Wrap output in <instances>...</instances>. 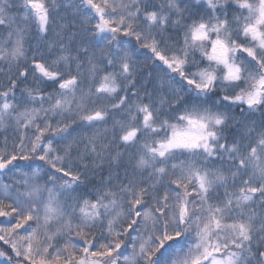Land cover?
Masks as SVG:
<instances>
[{
	"label": "snow or ice",
	"instance_id": "obj_1",
	"mask_svg": "<svg viewBox=\"0 0 264 264\" xmlns=\"http://www.w3.org/2000/svg\"><path fill=\"white\" fill-rule=\"evenodd\" d=\"M5 67L0 264H264V0H0Z\"/></svg>",
	"mask_w": 264,
	"mask_h": 264
},
{
	"label": "trees",
	"instance_id": "obj_2",
	"mask_svg": "<svg viewBox=\"0 0 264 264\" xmlns=\"http://www.w3.org/2000/svg\"><path fill=\"white\" fill-rule=\"evenodd\" d=\"M56 20L58 24L61 25H65L66 27L64 28V32H65V36L64 39L65 41L68 40V34L71 33H76L77 35V39H81L83 38L86 33L83 31V29L85 27H87V25L82 24V18L79 17L78 15H74L73 13V9L71 6L68 7H64L61 6V8L58 10V13L56 14ZM59 30V29H57ZM57 36L55 35V33H52L49 35V40H56ZM120 39H124V37H120ZM133 42L134 39H133ZM37 45H39V47L43 50L47 48V43L46 42H41L40 40H37L34 44H33V48H35ZM141 52H144L146 50L141 49ZM150 54V53H149ZM198 55V53H197ZM136 64H137V78L141 79V83H144L147 79L154 77L156 75L154 68H153V62L152 61H145L144 57L141 55L139 56L138 59H136ZM12 74H15V69L13 68V72ZM8 79H9V75L7 73V68L5 67L4 72L0 73V87H6L7 83H8ZM31 83V81L29 82ZM23 87V86H22ZM151 88V85H149V89ZM48 91H51V89H48ZM22 95V91L21 89H18L16 92V96L17 99H19ZM141 96H143V93H141ZM254 116V120L252 118H248L245 117V120L248 124H253L259 123L260 120V113H255L253 114ZM235 119L236 120H241V116L240 113L237 112L235 114ZM34 131V129H20L19 131H17L16 127L14 124L9 125L7 128L5 129H0V145H3L4 142V138L5 136L8 137V148L9 150H11L13 143L17 142L20 138V135L27 132L28 135L31 134V132ZM236 126L232 125L230 126L226 131H225V136L228 139H231L233 134L236 133ZM238 138V135H237ZM23 163V162H22ZM36 163H41L39 161H37ZM125 163H128V159L127 156L125 157ZM113 167L115 168L116 166L113 165ZM105 168H107V164H105ZM120 174L121 176H123V170L120 169ZM104 175H107V173L105 172ZM96 179H99V176L96 177ZM257 212H259V207L257 206L256 208ZM3 219V218H0ZM75 239H79V238H75ZM62 247V245H61ZM0 250H6L7 252V256H15V254L11 251V248L8 244H6L3 240H0ZM52 251V249H50V252ZM121 251H124V249H121ZM131 252V248L129 247L127 249V252L125 254H128ZM114 255H116L114 253ZM7 259V257H2L0 258V262H3ZM17 259H21V258H17ZM95 259V258H92ZM25 264H28L27 261H25ZM118 264H125L123 258L121 257V259L118 261Z\"/></svg>",
	"mask_w": 264,
	"mask_h": 264
}]
</instances>
